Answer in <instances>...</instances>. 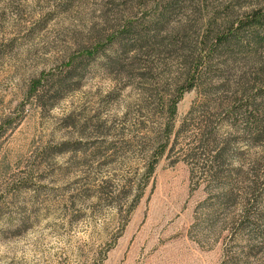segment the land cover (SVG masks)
Here are the masks:
<instances>
[{
	"label": "rangeland",
	"instance_id": "374dc122",
	"mask_svg": "<svg viewBox=\"0 0 264 264\" xmlns=\"http://www.w3.org/2000/svg\"><path fill=\"white\" fill-rule=\"evenodd\" d=\"M162 1L171 0H0V264H264V139L232 137L227 161L241 166L238 184L259 190L254 203L219 207L220 182L191 177L193 159L184 158L193 129L177 131L193 103L195 119L203 112L208 81L222 82L216 95L224 98L264 83V46L219 60L183 93L176 147L133 205L167 120L158 98L185 81L207 19L220 25L264 4L179 0L139 48L109 42L81 55ZM119 52L123 63L109 64ZM74 56L80 62L67 71Z\"/></svg>",
	"mask_w": 264,
	"mask_h": 264
},
{
	"label": "trees",
	"instance_id": "16d2710c",
	"mask_svg": "<svg viewBox=\"0 0 264 264\" xmlns=\"http://www.w3.org/2000/svg\"><path fill=\"white\" fill-rule=\"evenodd\" d=\"M232 1L234 2V0ZM232 1L227 7L231 5ZM176 2L179 0L156 3L155 12L148 19L143 22L126 20L120 26L121 31L113 32L104 41L83 49L81 55L93 57L103 50L109 42L119 45V49L122 51L139 48L146 40L157 36L162 24L169 20L170 9ZM217 24L218 21L214 16L207 19L198 55L193 62L192 59L190 60L185 81L167 98L166 96L158 98L159 104L167 114V120L159 132L163 134L156 138L157 143L154 145L153 153L146 161V177L134 196L133 205L143 195L144 187L155 171L160 157L167 150L172 151L176 147L177 140L171 143V136L174 130L178 103L183 93L195 87L198 79L202 76H210V71L215 70L214 65L219 64V60L225 63V58H234L237 52L244 50L248 44L254 47L264 46V4L243 11L241 15L230 17L224 23L221 22L220 25ZM78 58L80 57L74 56L68 61L69 68L67 71H72L78 66L77 62H80ZM123 61L124 57L121 52L108 57V62L112 65H120ZM41 81L42 78L34 81V90L39 88ZM60 82H62L61 79ZM221 84L222 82L208 81L207 91L200 103L204 106L203 112L195 119L193 116L195 104L193 103L183 117L177 131L181 132L190 126L194 131L192 142L188 145L185 153L188 157H184L187 161L188 158L193 159L190 165L191 177L194 172H198V175L204 177L210 174L211 179L216 178L220 182L215 186L219 207L225 205L229 200L235 203L241 197L245 206L247 203H254L253 200L250 201L249 199L252 196L256 200L255 192L259 190V185L257 183L253 187L239 185L238 182L241 181L240 174L242 173L241 166H231L227 160L231 150L232 137L235 138L236 134L245 135L246 132L250 140L264 139V83L257 86L252 94L242 88H239L240 91L237 87L230 89L232 91L226 98L216 95ZM238 100L241 101L237 103ZM238 118L244 122L240 131H238L236 123ZM226 125L228 126L226 127ZM198 153L206 155L205 159L199 161ZM233 189L242 190L245 193L240 196Z\"/></svg>",
	"mask_w": 264,
	"mask_h": 264
}]
</instances>
